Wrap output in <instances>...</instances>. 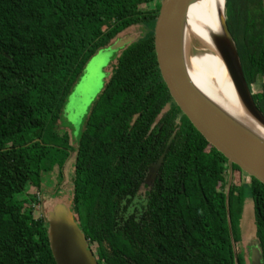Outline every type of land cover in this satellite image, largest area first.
I'll list each match as a JSON object with an SVG mask.
<instances>
[{
	"label": "trees",
	"instance_id": "obj_1",
	"mask_svg": "<svg viewBox=\"0 0 264 264\" xmlns=\"http://www.w3.org/2000/svg\"><path fill=\"white\" fill-rule=\"evenodd\" d=\"M158 7L159 0H0V264H55L44 215L34 217L31 206L45 175L60 182L70 153L69 210L97 264H249L251 246L264 264V185L232 163L226 188V158L171 99L153 51ZM224 19L264 117V0H224ZM133 25L138 33L116 49L69 141L57 125L71 86L91 55ZM158 160L137 208L136 192ZM26 185L37 194L25 195ZM243 191L253 222L246 255L232 248Z\"/></svg>",
	"mask_w": 264,
	"mask_h": 264
},
{
	"label": "water",
	"instance_id": "obj_2",
	"mask_svg": "<svg viewBox=\"0 0 264 264\" xmlns=\"http://www.w3.org/2000/svg\"><path fill=\"white\" fill-rule=\"evenodd\" d=\"M194 0H160L152 28V43L157 68L167 91L192 126L227 160V187L230 165L235 164L243 173L264 185V142L247 127L235 121L209 102L191 83L185 67L184 42L185 14ZM219 35L213 42L238 99L256 122L264 126V117L251 98L245 82L234 42L224 19L220 21ZM128 39L115 40L108 47L116 50ZM160 160L154 166L158 167ZM155 167V168H156ZM149 176V175H148ZM226 219L231 237L228 209ZM47 239L55 264H97L87 239L79 229L76 216L69 210V202L56 201L46 211ZM249 226V223L248 225ZM244 232L252 227L241 226ZM245 233V235H246ZM232 243V242H231ZM232 248L233 243H232ZM233 255L235 251L233 249ZM249 264H262L258 249L250 247Z\"/></svg>",
	"mask_w": 264,
	"mask_h": 264
},
{
	"label": "rangeland",
	"instance_id": "obj_3",
	"mask_svg": "<svg viewBox=\"0 0 264 264\" xmlns=\"http://www.w3.org/2000/svg\"><path fill=\"white\" fill-rule=\"evenodd\" d=\"M149 7H151V5H149ZM138 28V25L130 26L120 32L116 39H131L138 33ZM185 47L186 49L184 50V55L186 53L189 54L198 52L196 50L197 46L193 40L188 41ZM116 53V50H113L112 46L98 49L89 57L87 62L84 64L80 75L71 86V89L62 106L57 125L59 131H65L68 134L69 141L76 142L78 135L83 128L89 106L102 88L103 82L106 79L112 64L114 63ZM249 91L250 93L255 92L256 85L250 87ZM73 158V153H70L68 159L63 165L62 178L58 184L55 182L53 172L44 176L45 182L42 183L43 180H41L40 190L42 193L39 194L40 200L37 203H32L31 206L34 217H38L41 214L45 215L46 211L56 201L68 202L70 200V182L73 169ZM155 167L156 166L150 167L149 176L147 175V178L145 181L143 180L136 192L133 202L137 208L140 207V199L143 197L144 192L148 189V185L153 177L152 172H154ZM37 190L38 188L33 185H26L24 187L25 195L31 193L35 194ZM55 191H58L57 195L54 194ZM243 197L244 204L240 216L243 219L242 225H244V228H248L250 226L253 228L251 202L248 198L247 191H243ZM248 223L249 226H247ZM245 233L246 232L243 233L241 229L240 239L234 246L235 251H241L244 255H246V246L252 238L253 230L247 232L246 235ZM245 264H247V262H245Z\"/></svg>",
	"mask_w": 264,
	"mask_h": 264
},
{
	"label": "bare ground",
	"instance_id": "obj_4",
	"mask_svg": "<svg viewBox=\"0 0 264 264\" xmlns=\"http://www.w3.org/2000/svg\"><path fill=\"white\" fill-rule=\"evenodd\" d=\"M224 0H194L185 14L186 43L193 40L198 52L185 54L187 75L194 87L220 111L243 124L264 142V126L242 107L213 38L219 35ZM232 10V9H231Z\"/></svg>",
	"mask_w": 264,
	"mask_h": 264
},
{
	"label": "built area",
	"instance_id": "obj_5",
	"mask_svg": "<svg viewBox=\"0 0 264 264\" xmlns=\"http://www.w3.org/2000/svg\"><path fill=\"white\" fill-rule=\"evenodd\" d=\"M35 194H37V192Z\"/></svg>",
	"mask_w": 264,
	"mask_h": 264
}]
</instances>
